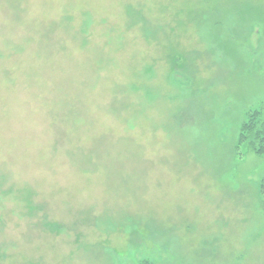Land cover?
<instances>
[{"label":"rangeland","instance_id":"374dc122","mask_svg":"<svg viewBox=\"0 0 264 264\" xmlns=\"http://www.w3.org/2000/svg\"><path fill=\"white\" fill-rule=\"evenodd\" d=\"M264 0H0V264H264Z\"/></svg>","mask_w":264,"mask_h":264},{"label":"trees","instance_id":"16d2710c","mask_svg":"<svg viewBox=\"0 0 264 264\" xmlns=\"http://www.w3.org/2000/svg\"><path fill=\"white\" fill-rule=\"evenodd\" d=\"M259 112L253 111L241 126L239 143H246L247 150L256 155L264 154V124L259 121ZM261 193L264 196V180L261 185Z\"/></svg>","mask_w":264,"mask_h":264}]
</instances>
